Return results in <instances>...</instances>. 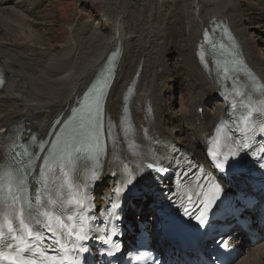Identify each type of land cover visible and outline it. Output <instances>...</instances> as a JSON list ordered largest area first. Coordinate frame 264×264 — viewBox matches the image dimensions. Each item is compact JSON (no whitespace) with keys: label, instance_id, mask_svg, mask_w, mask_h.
Listing matches in <instances>:
<instances>
[{"label":"bare ground","instance_id":"1","mask_svg":"<svg viewBox=\"0 0 264 264\" xmlns=\"http://www.w3.org/2000/svg\"><path fill=\"white\" fill-rule=\"evenodd\" d=\"M98 5L101 14L86 33L81 35L76 30L78 25L68 22L69 40L57 55L34 43L33 34L39 26L35 10L21 19L16 11L21 9L20 2L0 0V72L4 76L0 130H5L0 131V145L8 142V128L15 123L21 124L22 137L33 133L37 140L46 141L50 132L51 138L81 94L107 68L109 54L115 53L99 126L105 137L100 151L105 157L98 171L102 180L96 181L93 191L96 203L104 206L113 187L108 167L114 153L126 155L138 149L163 154L168 143H177L175 146L186 147L204 161L201 149L210 144L220 121H228L220 84L229 88L230 81H224L214 57L208 56L205 64L198 60V51L206 50L205 45L199 46L202 30L206 28L217 36L218 29L213 26H226L236 56L264 85V59L257 47L260 37L264 38V17L245 28L240 5L230 0H100ZM177 20H182V29L171 25ZM23 21L33 26L34 32L30 27L22 29ZM173 31L193 80L189 104H177L180 108L167 111L168 115L163 93L167 77H162L160 69L165 71L161 64L164 54L170 58L172 53L165 50L164 37ZM80 38L87 40L83 47ZM129 88L132 91L128 93ZM213 99L215 104L209 110L208 102ZM200 108L202 113L198 112ZM129 143L136 147L129 148ZM30 186L35 189V175L30 178ZM127 219L137 217L131 213ZM237 264H264V245L254 248Z\"/></svg>","mask_w":264,"mask_h":264},{"label":"snow or ice","instance_id":"2","mask_svg":"<svg viewBox=\"0 0 264 264\" xmlns=\"http://www.w3.org/2000/svg\"><path fill=\"white\" fill-rule=\"evenodd\" d=\"M232 47L235 50V44ZM201 60L203 61V57H201ZM230 71L245 73L250 80L255 79L253 74L246 68L243 60L238 57L232 61L231 69L225 68L223 77V79H232L235 83V78L229 76ZM2 83L3 81L0 80V84ZM128 91L131 92L132 89L129 88ZM103 95V88L96 89L91 93L96 102L95 109L90 110L87 119L77 128H74L73 132L65 136L62 141L61 136L58 135L57 140L53 141L46 151L45 146L48 142L37 141V138L33 136L31 142L39 148V152L32 154L27 145H24L25 152L21 154L17 151L13 162L0 171V201L7 208L12 209L15 214V220L11 216L5 215L3 223L0 224V264H58V262L68 264L70 255L72 261L76 262L78 253L87 251L83 242L89 238V233L92 230L86 224V219L90 218H81L77 228L71 210L72 206L83 208L85 199L88 196L87 192L78 191L80 184L78 183L77 160L79 157L77 154L82 152L86 146H90L92 140H96L97 147L99 146L98 127L102 122L100 100ZM125 100H127V97H125ZM249 119V115H241L239 122L246 123ZM254 119L258 120L259 118ZM247 130L245 129V131ZM252 130H258L259 133L264 134V122L255 124ZM61 131L63 132V129ZM221 131H223L222 126H218L217 134ZM13 147L15 148L16 145L14 144ZM242 147L247 148L248 145L243 144ZM42 152L46 154L37 180L38 187L35 197H30L28 177L31 176L34 169V161L40 158ZM261 152L264 153V149H261ZM209 155H213V153L210 151ZM231 155L235 157L237 151L233 149ZM89 158L95 161L92 165V175L90 177L94 187L97 180H102V177L98 174L100 165L98 157H92L90 154ZM227 159L228 155L225 154V161ZM147 167L161 176L168 171V168L162 165L148 164ZM217 167L223 169L224 164L218 163ZM69 169L72 170L69 192L72 191V187H75L78 195L72 194L65 199L62 193L64 184L68 183L64 178L69 177ZM144 179H147V177H144ZM152 179H156V177H152ZM203 179L208 182L212 195L203 190L204 184L198 179L196 185L200 191H193L188 196L189 202H193L195 198L194 207H196V204L202 205V210L197 208L199 215L196 216L201 224H204L213 202L220 193L219 184L208 177H203ZM138 183L139 180L129 179L127 186L123 189L114 187V192L123 199L125 194L131 193ZM83 187L87 188L88 184L84 183ZM111 202L112 198L110 197L109 203ZM119 206L116 205V207ZM185 213L189 214L187 208ZM191 214L194 215L195 213ZM53 217H55L59 228L53 225ZM15 221H18V226ZM5 229L7 236L5 235ZM65 236L68 238L67 240ZM113 246H115V242H113ZM60 250L63 251L64 255L60 254ZM109 254L111 255V252Z\"/></svg>","mask_w":264,"mask_h":264},{"label":"rangeland","instance_id":"3","mask_svg":"<svg viewBox=\"0 0 264 264\" xmlns=\"http://www.w3.org/2000/svg\"><path fill=\"white\" fill-rule=\"evenodd\" d=\"M99 1L100 0H93L91 3H83L80 0H12L13 3L20 2L21 9L16 11L19 12V18L21 19L28 14V11H36L39 19V26L37 27L38 31L33 34L35 36L34 43L37 44V47L50 52L53 51L52 53L57 55L61 54L63 46L68 42L67 40H69L68 22L74 21L75 25H78L76 30L78 28V33L81 35L86 33L94 26L97 17L101 14L98 5ZM230 1L240 5L241 10L239 11V15L242 17V24L245 28L255 26L258 22L257 19L259 17H264V0ZM196 5H198V3L194 6ZM21 25L20 27L22 29H28L30 27L34 32L33 26H30L27 22L23 21ZM171 25L182 29L183 22L182 20L171 21ZM255 35L256 34L253 36L255 37ZM81 38L80 47H83L82 44L86 45L87 40H82ZM164 39L165 50H169V53L172 52L170 53V58H166L167 54H164L162 57V52L159 54L164 62L163 63L161 60V64H164L165 68V71L160 69L162 77H167V88L164 92L162 89L164 101H166V110L165 108L164 110L165 112L169 110L173 112L175 108H180L177 104H189V96L191 94L189 88L193 79L187 64L178 50V41L175 32H171V34L165 36ZM260 39L261 42H257V47L264 59V38L262 39V37H260ZM141 62L142 59L137 66H139ZM193 90H195V82L193 83ZM214 104L215 100H210L207 105L208 109L211 110ZM202 111L203 109L200 108L198 112L202 113ZM167 114L169 115L170 113L167 112ZM182 148L187 150L186 147Z\"/></svg>","mask_w":264,"mask_h":264}]
</instances>
